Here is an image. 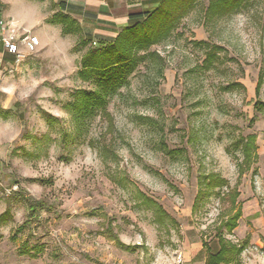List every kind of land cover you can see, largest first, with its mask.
Segmentation results:
<instances>
[{"label":"rangeland","instance_id":"obj_1","mask_svg":"<svg viewBox=\"0 0 264 264\" xmlns=\"http://www.w3.org/2000/svg\"><path fill=\"white\" fill-rule=\"evenodd\" d=\"M14 1L17 15L26 0ZM43 1L47 11L34 8L33 21L22 12L17 22L0 8V22L15 23L18 50L10 52L3 41L8 33L0 29V216L7 213L0 223V264H188L184 252L204 251L232 211L218 190L196 200L200 176L208 174L238 185L242 217L226 237L246 243L242 264H264V116L253 109L264 102V3L209 21V0L190 5L171 37L148 51L157 56L141 63L110 99L113 139L104 135L100 117L79 130L67 109L79 89L94 88L78 75L88 48L75 47L86 37L50 24L57 8ZM30 37L39 40L32 52ZM199 42L226 52L206 68L207 49ZM232 83L245 88L223 90ZM247 135L257 137L258 160L240 177L233 143ZM104 137L114 140L116 162L103 161L90 146ZM162 143L185 152L173 160ZM26 197L49 208L13 240L26 221ZM142 197L162 206L164 226ZM108 221L134 250L116 245L105 232ZM33 247L41 249L35 258Z\"/></svg>","mask_w":264,"mask_h":264},{"label":"trees","instance_id":"obj_2","mask_svg":"<svg viewBox=\"0 0 264 264\" xmlns=\"http://www.w3.org/2000/svg\"><path fill=\"white\" fill-rule=\"evenodd\" d=\"M197 0H149L148 4L152 9H145L140 12L128 15L127 26L121 29L118 34L110 41H100L98 47H89L93 44L92 38H82L76 50L88 48L81 59V70L79 77L85 82H92V90L79 89L75 93V101L66 107L72 113L78 129H84L90 121L100 117L106 123V135L114 136L117 132L115 120L109 112L108 106L110 99L115 96L122 88L129 85V78L134 74L139 65L146 61L148 57L157 56L155 52L148 51L156 45L167 41L172 33L176 30L180 20L185 14L186 9L196 3ZM264 0H209L208 6L204 11L205 20L224 18L243 9H247L255 3ZM57 12L50 20V24L62 27L65 35H77L82 33L78 21L66 14V2L60 1L55 4ZM153 7H155L153 9ZM196 45L207 49L206 51V68L213 66L216 60H220L217 55L219 52L226 50L217 45L207 42H199ZM4 46V45H3ZM140 52L143 54L140 55ZM261 73L255 94L257 97L262 88ZM239 83H232L223 88L224 91L233 89H244ZM257 115L264 116V102L257 100L253 106ZM257 122L256 115L250 120V124ZM106 142L105 137L102 140L90 141V146L96 150L97 154L103 161L116 162L118 156L115 151L114 140ZM163 151L171 159L175 160L183 156L185 149L170 150L164 143L161 145ZM233 150L239 153L238 171L239 176L250 172L257 163V137L247 135L238 137L233 143ZM234 155V153H233ZM198 193L196 200H201L205 195L215 193L221 195V199L230 204L231 214L222 219L216 229L215 241L208 245L203 243L204 251H201L197 259L204 260V264H242L241 256L246 250V243L238 244L227 239L238 227V222L242 213L237 208V199L239 197L238 185L231 187L228 180L215 174L201 175L198 181ZM226 190L225 193L222 191ZM143 204L153 209L155 222L161 226L165 225L168 219L167 213L161 205L155 201L142 197ZM24 203L27 210L26 221L17 230L13 240L17 235L30 228L38 219L42 212L48 210L49 206L44 200H35L26 197ZM7 216V213L0 216L1 221ZM105 232L113 239L117 246L125 250H134L132 247L123 244L118 236L114 233L112 224L108 221ZM24 253L26 248L23 249ZM33 258L41 251L39 247H33Z\"/></svg>","mask_w":264,"mask_h":264},{"label":"crops","instance_id":"obj_3","mask_svg":"<svg viewBox=\"0 0 264 264\" xmlns=\"http://www.w3.org/2000/svg\"><path fill=\"white\" fill-rule=\"evenodd\" d=\"M54 4L60 1L66 2V14L78 21L84 36L95 39L96 37L105 38L100 41L112 40L118 32L127 26L128 15L148 9L151 5L149 0H52ZM26 2L30 4L27 5ZM25 9L14 14L12 7L15 5L14 0H0V8H6L9 16L13 20L20 18V14L26 13L27 21H33L32 11L35 8L41 13L47 11L46 2L43 0H26ZM40 5V6H38ZM30 6V7H29ZM44 6V7H42ZM57 12V11H56ZM16 15V16H15ZM43 15V14H42ZM24 17V18H25ZM17 18V19H16ZM21 19V18H20ZM39 22L45 21L44 17L38 18ZM37 21V18H36ZM107 38V39H106ZM110 39V40H108ZM200 251L187 250L184 252L185 262L188 264H204V260L197 259Z\"/></svg>","mask_w":264,"mask_h":264},{"label":"built area","instance_id":"obj_4","mask_svg":"<svg viewBox=\"0 0 264 264\" xmlns=\"http://www.w3.org/2000/svg\"><path fill=\"white\" fill-rule=\"evenodd\" d=\"M0 29L3 32H7L9 36L7 39H3L5 46L10 49V52L17 53V46L13 43V36L15 34L14 21L0 22ZM26 45L28 47V50L32 52L39 46V40L37 37H30L26 40Z\"/></svg>","mask_w":264,"mask_h":264}]
</instances>
